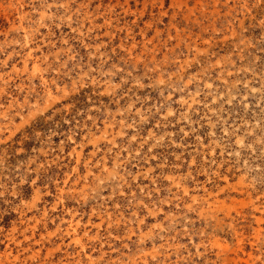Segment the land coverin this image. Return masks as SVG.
<instances>
[{"label": "rangeland", "instance_id": "rangeland-1", "mask_svg": "<svg viewBox=\"0 0 264 264\" xmlns=\"http://www.w3.org/2000/svg\"><path fill=\"white\" fill-rule=\"evenodd\" d=\"M0 264H264V0H0Z\"/></svg>", "mask_w": 264, "mask_h": 264}, {"label": "bare ground", "instance_id": "bare-ground-1", "mask_svg": "<svg viewBox=\"0 0 264 264\" xmlns=\"http://www.w3.org/2000/svg\"><path fill=\"white\" fill-rule=\"evenodd\" d=\"M223 247V246H222Z\"/></svg>", "mask_w": 264, "mask_h": 264}]
</instances>
